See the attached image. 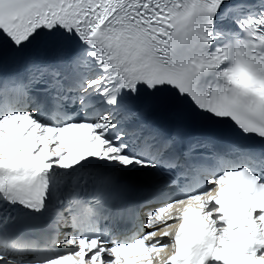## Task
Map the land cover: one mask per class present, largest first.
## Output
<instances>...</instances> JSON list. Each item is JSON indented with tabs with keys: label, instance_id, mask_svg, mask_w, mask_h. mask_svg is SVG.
I'll use <instances>...</instances> for the list:
<instances>
[{
	"label": "snow or ice",
	"instance_id": "1",
	"mask_svg": "<svg viewBox=\"0 0 264 264\" xmlns=\"http://www.w3.org/2000/svg\"><path fill=\"white\" fill-rule=\"evenodd\" d=\"M0 264H264V0H0Z\"/></svg>",
	"mask_w": 264,
	"mask_h": 264
}]
</instances>
